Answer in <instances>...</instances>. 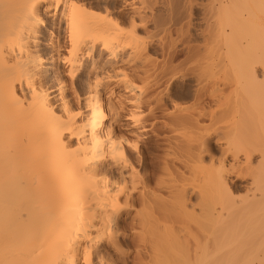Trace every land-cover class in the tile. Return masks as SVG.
<instances>
[{
	"label": "bare ground",
	"instance_id": "bare-ground-1",
	"mask_svg": "<svg viewBox=\"0 0 264 264\" xmlns=\"http://www.w3.org/2000/svg\"><path fill=\"white\" fill-rule=\"evenodd\" d=\"M173 1L0 0V264H114L111 253H119L122 248L115 238L118 234L114 238H108V234L114 229L117 232L125 213L136 209V204L149 210L146 216L140 212L136 229L131 227L138 234L131 243L140 249L138 260L144 264L147 248L157 254L160 247V233L151 226L167 215L176 216V203L188 206L189 193L183 183L188 179L195 182L194 170L198 168L203 174V184L199 182L200 189H196L201 214L205 218L213 214L215 208L206 201L210 172L204 162L207 143H198L193 131L184 133L181 140L176 141L175 136L189 126L197 128L199 119L183 110L166 114L169 133L175 140L165 139L169 149L162 151L164 156L159 154L161 146L156 148L158 166L148 176L136 171L148 165L142 152L145 134L130 135L127 140L116 130L121 114L120 106L110 97L114 88L132 97H124L131 107L126 119L137 133L149 130L147 123L157 119L156 113L164 116L168 112L169 95L161 96L156 90L167 76L172 81L178 78L179 70L171 66L177 54L175 46L169 44L173 53L162 41L163 51L170 52H166L169 60L158 63L151 53L156 36L147 28L159 23L158 8L172 11ZM239 1L210 0L201 17L200 23L206 26L201 32L204 60L218 80L226 73L225 58L229 54L241 60L237 64L233 59L242 78L254 80L258 73V30L262 25L264 33V20L260 24L257 14L264 0H244V12H239L237 21L232 17L229 33L222 27V16L235 8L238 11ZM187 2L193 5V0ZM262 52L264 59V49ZM185 72L191 73L190 69ZM182 74L186 79L188 75ZM136 79L145 84L144 91L136 86ZM217 85L222 88L221 82ZM202 86L199 100L207 96V87ZM107 91L112 92L110 99L104 98ZM244 151L238 146L226 149L222 152L224 164L231 158V168L235 169L242 164L243 156L250 162L251 153ZM177 163L189 177L192 175L191 180ZM224 166L220 164L214 173L222 198L230 192L228 183L233 176ZM179 171L182 177L184 174L181 179L176 177L181 175ZM190 188L194 193L196 186ZM163 190L174 199L172 206L162 197ZM139 191L141 196L134 199ZM218 204L223 207L224 202ZM147 228L148 232L152 228L155 231L146 234ZM203 245L201 251L206 252L208 244Z\"/></svg>",
	"mask_w": 264,
	"mask_h": 264
},
{
	"label": "rangeland",
	"instance_id": "rangeland-1",
	"mask_svg": "<svg viewBox=\"0 0 264 264\" xmlns=\"http://www.w3.org/2000/svg\"><path fill=\"white\" fill-rule=\"evenodd\" d=\"M175 1H176V4H175ZM209 1L208 0H193V5H188L189 3L187 2V0H174L173 6H172V8L174 7L173 8L174 10L173 9L172 11L170 10V13H169V10L167 11L165 8H158L156 10V15L158 16L157 20L159 23L157 24V26L152 24L148 26L147 28L148 32L152 31V33H154V35L156 36L155 38L156 44L151 47V53H153L152 57L156 59L158 63L159 62L164 63V61L166 62L167 60H169L167 59L169 58V55L167 53H170V52L163 51L162 49L163 46L161 45V42L163 41L162 43H164V45H166V48L168 47V49H170L169 44L171 43L170 46L171 45H173L172 47L175 46V48L173 49L175 50V53L177 54L176 55L177 58L174 60L171 66L176 67L179 70L178 72L180 73L179 74L177 71H175L179 75L177 74L178 78L173 79V81L170 80V76H167L164 80H162L161 85L158 88L159 90L158 89L156 90V92H158V94L160 93L161 96L169 95V101L168 99L166 100V109L168 110V112L166 111V113H164V116L162 113H156L157 119L156 120L152 119L150 120L149 123H147L149 126L148 128L149 130L147 132L137 133L136 128L132 127V122L126 119L129 115L128 112L129 110H131L130 109L131 107L125 104L126 103L125 98L126 96L129 97V95L125 94L122 91V89L114 88L113 93L110 91H107L104 97L106 99H110V97H112L111 100H113V102H116V104L120 106L119 111L121 114V118L118 120L117 125H116V130H117L118 135L125 137V139H127L128 136L130 135L135 136L134 134H142V135L145 134L143 138L142 152L147 159L148 165L146 168L138 167L140 170L138 168L136 169V171L139 172L141 176L142 175L148 176V174L152 172L153 168L156 167V165L158 166V161L156 160L154 153L157 151L156 148L161 146L159 154L161 156H164L165 154L164 152H166V150L169 149L167 147L168 144H166L168 141L167 142L165 141L166 138L168 140L171 139L173 141L175 140L174 137L177 136L178 139L176 138V141L179 139L181 140V138L184 136V133L193 131V133L195 132V134L197 135L196 137H197L198 143L200 142L202 143L205 140L204 143L205 144L207 143L206 147L209 150L207 153L208 155L204 156V162L209 167V170H210L209 180H208L209 182L207 186L208 187L207 190L209 191H207L208 193L206 197V199L207 198L208 199L206 201L208 202V205L209 204L212 205L210 206L212 207V209L215 208V210L213 209L214 210L213 214L207 218L203 217L201 214V207L199 206V201H198L199 200L198 190L200 189V187H198L197 185L199 184V182L200 183L202 182L203 184V181H202L203 174L200 171V168H198L197 170H194L196 171V173H194L196 177H193L195 179V182H193L192 180L193 182L192 183L191 181H188L189 180L188 179L186 183H183L184 187H185V184H187L185 189L187 190V195L189 193L188 196L190 199L189 198L188 199L190 203L188 204V206L184 207L181 203H176L174 205V207L177 205L175 207L176 211L174 210L176 216L169 217L167 215V217L165 216L159 221L158 225L155 224V226L154 225L151 226L155 230H158L160 233L159 234L160 235V243H159L160 247H159L157 254L154 253V250L152 253L151 249L149 250V248H147V250L145 251L146 253L144 254L146 255L143 261L144 264H204L205 262H206L205 264H228V263L229 264H232V263L233 264H236V263L264 264V221H263L264 220V214H263L264 213V197L262 196L264 194L263 193L264 192V182H263L264 180V111H263L264 110V75H263L264 74L263 72L264 71V59L262 56H260V55H263L262 51L264 48L263 49L261 48L264 47L263 45L264 44L263 43L264 33H263V29L261 28L262 25H260L259 30H258L259 32L258 33L259 34L258 44H259V47H260L259 49L261 50V52H259V56L257 59L258 67L256 69L258 70V73H257V76H255L256 78L254 80L251 77L247 78L245 76V78H242L241 75H239L240 73L237 71V66L239 65H236L235 63L238 64L240 63L241 60L240 59L238 60L237 58L232 57L230 54L228 55V57L226 56V58L229 60L225 58L226 69H227L225 75L222 76L219 80L218 78L216 79V76L214 78L213 74L210 73V70H208L206 66V61L204 60L205 42H204V39L202 38L203 37L202 30H205L206 26L200 23L202 14L204 13L203 11H205V6L210 4ZM261 1L262 0H260V2ZM238 3L240 7H237V8L241 9L242 7V10L238 9L237 11V9L235 8V10H230V11L225 12L222 16L223 17L222 18L223 22H221L223 23L222 27L223 26L226 27L227 28L226 30H228L229 33H230V30L228 28H230L231 26L230 21L232 20V17L234 19L233 21H237V19L240 18L239 14L241 15V13L239 12L243 13L244 12L243 8L245 9V7H243L244 5H242L244 3V0L243 2L242 0H240ZM262 3L263 1L259 5L258 14H257V20L260 24L263 23V20H264V11H263L264 6ZM233 21H231V24ZM214 28L216 29V27ZM197 48H199L202 51H200ZM174 50H171V51H173L174 53ZM192 54L195 56H193ZM200 61H203L204 63ZM200 63H202L203 65L202 64L200 65ZM183 69L185 71H188L190 69L191 71L190 75H188V73H186ZM127 72H130V70ZM181 73H183L182 75H185V74L188 75L187 77L185 75L186 79L180 76ZM219 82L222 83L221 89H218L217 84ZM135 84L138 88L140 89L142 88L141 89L142 91L145 90V84L144 83L142 84L141 80L136 79ZM200 85L201 86L205 85V87H207L205 88V92L207 93V96L203 97V100L202 98L199 100V97L202 96V93L204 92L203 89H200L201 88ZM213 88L214 89L216 88V89L214 90ZM220 90L223 92H221ZM110 94L111 96L108 97V95ZM184 96L187 98H185ZM219 97L221 99H219ZM129 98H132V97L130 96ZM171 111H174L175 113L177 112L181 113V111L188 113V114L191 113L192 116H195L193 118L197 120L199 119L198 123L196 122L197 124L195 125L197 128H195L194 126L193 128L198 130L200 126L203 129V131H201V129L198 131L197 130L195 131L193 128L192 129L190 128L192 126H189L188 128H186V131L179 132V134L175 133V136L173 133L171 132L169 133V131H171V127L169 128V126H167V121L169 118L166 114H168ZM222 113L224 114L222 115ZM223 117H224V120H223ZM221 120L224 123L223 122L221 123ZM230 127H231V130H230ZM228 130H230V132ZM231 132L233 134H231ZM200 136H201V140H198L200 139ZM236 146L239 147L240 151L245 150L244 153L245 152L248 154L251 153L250 156H252L251 157L252 161L251 160L250 162L245 161V157L243 156L242 159L244 158V160H242L243 161L242 164L239 163L236 166H234L235 169H232L231 165L233 163L230 160L231 158H228V159L226 158V161L224 164L225 158H224L223 153L226 149L228 150L230 148L232 150V148ZM163 150L164 152H162ZM260 163H261V166H259ZM220 164L225 165L224 170L228 171V173L230 174L232 173L233 175L232 177H230L231 181L229 180V183H228L231 188L230 189L231 193L227 192L225 194V196L227 195L226 197L228 199L226 197L222 198V195H221L222 192L220 190H217L218 188L215 184L216 180H215L214 173L216 172V169L219 168ZM176 165L177 167L180 168L179 170H182L181 172H183L186 175V177L188 176L187 178H190L191 180L192 175L191 177H189L188 173L187 172L185 173L184 169H182L181 167L182 165H180L179 163H177ZM180 174L181 175H178V176L176 174L177 178L181 176L179 177V179L184 177V174H183V177H182V173ZM163 175L164 174L162 173L160 174V176L163 179L166 178L167 180H169L166 175L164 176ZM238 175H241V176H239V179L236 180L235 177ZM254 180L256 183L254 182ZM189 186L190 187L196 186L194 193L191 192L192 188H190ZM199 186L201 185L199 184ZM162 193L165 195H162ZM162 193H161L162 197L167 200L166 204L169 203L168 205L172 206L175 201L173 198L169 197L170 194L168 193V191L163 190ZM140 194L141 192L134 194L133 198L139 199V197L141 196ZM255 197L257 198L256 200H255ZM219 201L224 202L223 207H221L222 205L218 204ZM170 203H173V204H170ZM191 205L195 206V209H193ZM135 207L136 209H134L133 211L129 213L128 212L125 213V215L122 218V221L119 223V228L117 227L116 229L117 232L114 229L112 230V232L110 231L112 234H108L110 237L107 235L108 238H114V236L118 234L115 238L118 237L117 239L122 248V251L119 253H111L112 256H110V259H114V262H113L114 264L116 263L117 264H141L142 263L140 260H138L140 259V256L138 255V250L140 249H138V246H136V244H133L131 242H132L133 236L135 235L138 236V234H136L135 231L133 230L137 226L136 223L139 219L137 217L141 216L140 212L142 215L146 216L149 210L148 209L144 210L140 204H136ZM257 212H258V215L261 213L260 216L257 215ZM131 227H133V229ZM154 229L152 230L153 232L155 231ZM138 230L136 232H138ZM150 232H148V228H147L146 234H149ZM148 236L149 235H147V238H149ZM147 244H151V243L148 242ZM203 244H206V245L208 244L206 252H203V250L201 251V247ZM234 245L236 247H234ZM239 245L241 248L243 246L245 248L243 247L241 249ZM237 247L238 249L236 250ZM219 249L222 251H220ZM240 251L242 252L240 253ZM237 253L240 256H238Z\"/></svg>",
	"mask_w": 264,
	"mask_h": 264
}]
</instances>
